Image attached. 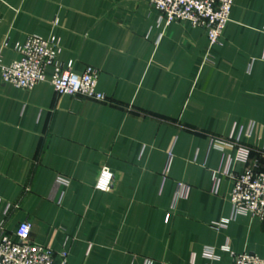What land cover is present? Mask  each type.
<instances>
[{
  "label": "crops",
  "instance_id": "0c3cea01",
  "mask_svg": "<svg viewBox=\"0 0 264 264\" xmlns=\"http://www.w3.org/2000/svg\"><path fill=\"white\" fill-rule=\"evenodd\" d=\"M28 35L58 36L57 60L73 61L76 73L96 68L105 98L59 95L47 80L16 87L0 71L6 232L29 220L30 239L66 249V264H204L205 246L216 253L210 264L241 252L264 258V219H230V175L211 190V172L234 153L212 137L253 121L241 143L264 150V0H233L210 48L205 28L165 25L149 0H0V66L19 57L14 45ZM102 166L114 174L107 191L94 187ZM178 181L189 192L174 203Z\"/></svg>",
  "mask_w": 264,
  "mask_h": 264
},
{
  "label": "built area",
  "instance_id": "2783aa9c",
  "mask_svg": "<svg viewBox=\"0 0 264 264\" xmlns=\"http://www.w3.org/2000/svg\"><path fill=\"white\" fill-rule=\"evenodd\" d=\"M149 3L158 13V21L165 25L173 21H187L194 27L205 28L210 48L220 44L222 32L230 20L233 0H149ZM3 44L5 45L6 41ZM14 48L19 57L0 66L2 82L31 89L47 80L59 95H81L104 100V94L96 89L98 77L96 68L87 65L81 73H76L73 70V61L62 64L57 60V54L61 50L58 36L44 38L28 35L22 42L15 43ZM49 67L51 72L48 75ZM253 129L254 122L249 121L247 125L238 127L237 132L227 139L212 137L211 140L213 147L222 151L229 148L234 152L226 155L223 169L211 172L213 193L218 190L221 175L228 174L232 179L229 193L232 207L230 219L239 214L264 219V150L253 152L240 140L242 135L250 137ZM171 158L172 152L168 151L164 174L169 168ZM234 162L243 164L241 171L229 170ZM113 178L111 169L102 166L96 176L95 189L109 190ZM58 181L64 185L68 184V179L64 177H58ZM188 192L189 186L178 181L174 203L177 199L186 198ZM174 203L171 209L174 208ZM9 207L10 205H7V208ZM168 217L169 214L165 219ZM225 225L226 221H222L215 223L214 226L223 228ZM30 230L31 223L27 219L20 221L12 234L6 232L0 225V264H66L68 257L66 249L54 253L50 246L33 242L30 239ZM202 255L206 260L204 264H210L209 262L216 258L214 248L211 246H205ZM142 264H153V260L145 258ZM230 264H264V258L254 252H241L233 255Z\"/></svg>",
  "mask_w": 264,
  "mask_h": 264
},
{
  "label": "trees",
  "instance_id": "16d2710c",
  "mask_svg": "<svg viewBox=\"0 0 264 264\" xmlns=\"http://www.w3.org/2000/svg\"><path fill=\"white\" fill-rule=\"evenodd\" d=\"M253 153V152H252Z\"/></svg>",
  "mask_w": 264,
  "mask_h": 264
}]
</instances>
